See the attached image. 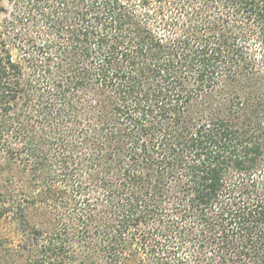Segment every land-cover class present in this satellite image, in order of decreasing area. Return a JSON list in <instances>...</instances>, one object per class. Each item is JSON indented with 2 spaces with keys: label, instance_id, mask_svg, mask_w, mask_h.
Listing matches in <instances>:
<instances>
[{
  "label": "trees",
  "instance_id": "obj_1",
  "mask_svg": "<svg viewBox=\"0 0 264 264\" xmlns=\"http://www.w3.org/2000/svg\"><path fill=\"white\" fill-rule=\"evenodd\" d=\"M0 264H264V0H0Z\"/></svg>",
  "mask_w": 264,
  "mask_h": 264
}]
</instances>
